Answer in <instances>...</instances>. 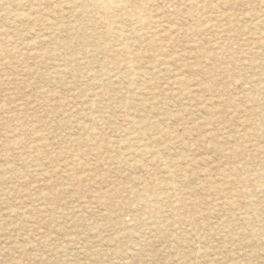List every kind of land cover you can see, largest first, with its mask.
I'll return each mask as SVG.
<instances>
[{
    "label": "rangeland",
    "instance_id": "1",
    "mask_svg": "<svg viewBox=\"0 0 264 264\" xmlns=\"http://www.w3.org/2000/svg\"><path fill=\"white\" fill-rule=\"evenodd\" d=\"M0 264H264V0H0Z\"/></svg>",
    "mask_w": 264,
    "mask_h": 264
},
{
    "label": "bare ground",
    "instance_id": "2",
    "mask_svg": "<svg viewBox=\"0 0 264 264\" xmlns=\"http://www.w3.org/2000/svg\"><path fill=\"white\" fill-rule=\"evenodd\" d=\"M94 5L100 6L105 11H112L115 8L119 7L122 2H125V0H91ZM139 11V10H138ZM132 16V15H131ZM132 19V18H131ZM139 19V17H138ZM143 20V18H141ZM139 19V20H141ZM138 20V21H139ZM133 21V20H132ZM109 24V23H108ZM115 28V27H114ZM133 28V27H132ZM134 29V28H133ZM111 31V30H110ZM122 32V31H121ZM124 32V31H123ZM135 33V32H134ZM108 35V34H107ZM121 35V34H120ZM125 39V38H124ZM121 41V40H120ZM120 44V43H119ZM259 178V177H258ZM257 178V179H258ZM262 178V177H260ZM261 184V183H260ZM259 189V188H258ZM230 202V201H229ZM228 203V202H227ZM148 204V203H147ZM261 228V227H260Z\"/></svg>",
    "mask_w": 264,
    "mask_h": 264
}]
</instances>
